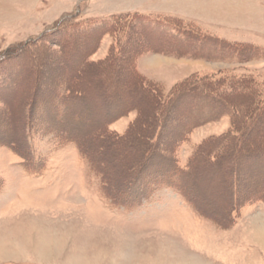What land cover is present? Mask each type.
I'll return each instance as SVG.
<instances>
[{"label":"rangeland","instance_id":"rangeland-1","mask_svg":"<svg viewBox=\"0 0 264 264\" xmlns=\"http://www.w3.org/2000/svg\"><path fill=\"white\" fill-rule=\"evenodd\" d=\"M257 94L264 0H0V264H264ZM148 162L191 166L197 206L165 187L114 204Z\"/></svg>","mask_w":264,"mask_h":264},{"label":"trees","instance_id":"trees-1","mask_svg":"<svg viewBox=\"0 0 264 264\" xmlns=\"http://www.w3.org/2000/svg\"><path fill=\"white\" fill-rule=\"evenodd\" d=\"M139 14H133V16H130L129 14H126L125 16H118L116 18L113 19V21H111V23L108 24V27L112 28L113 26H117L118 24H120L121 22H126L127 20L128 21H133L134 19H136L138 17ZM70 19L69 18H65L63 20H68ZM144 21L146 20L148 22V19L146 18H143ZM142 19V20H143ZM62 20V21H63ZM151 22V21H150ZM156 22H158V20H156ZM154 23V22H153ZM163 23H166V26L168 25L167 22L163 21ZM150 24V23H148ZM146 24V25H148ZM155 24V23H154ZM90 29H84L83 32H86ZM57 29H53V32H56ZM179 34V32H178ZM177 33H174L173 36L175 35H178ZM172 35V34H171ZM136 83H138V89H139V93L143 94V92H141L140 90H144L146 91L147 93H149L151 95V97H156L155 94L157 95V93L154 91V87L151 85V84H146L143 82V79L140 77V76H137L134 78ZM140 80V81H139ZM224 82L222 81V79H216V80H213L212 84H209L211 85L208 86V87H204L202 89L204 90H207V92H211L212 90V87L215 88V90H217V85H222L221 83ZM238 83H241L239 86H240V89H244L245 87H252L254 85H252L251 83V80L250 79H246L245 81H237ZM203 86V85H202ZM255 86V85H254ZM224 86H222L223 88ZM239 88V87H238ZM230 87L229 85H227V87L224 89L225 91L229 90ZM133 90V89H132ZM197 90V89H196ZM130 92H134V94L137 95V91L133 90V91H130ZM154 92V94H153ZM138 93V94H139ZM201 93L205 94L203 90H201ZM199 94V93H198ZM207 95V94H206ZM259 95V94H257ZM260 96V95H259ZM215 99H217V97L219 98H223L224 99V95H221V94H216L214 95ZM74 102L75 98H71ZM172 99V98H171ZM171 99H168L166 102H165V108L168 106V103ZM213 99V98H212ZM66 102L65 103H70L72 101H69L68 99L65 100ZM256 101V100H255ZM72 104V103H71ZM257 104V103H256ZM258 104L259 106H262V108H264V96H260L259 100H258ZM260 112H263V111H260ZM65 115V113L63 114ZM65 117H67V123L69 124V128L67 130L64 131V135H65V138L66 140H68L69 142L73 143L76 145L77 147V152L79 153V155L84 159V161H87L88 164L91 165L92 167V160L90 158V156L84 151V149L82 148V141L80 138H77L75 136L76 133H78V131L83 128L82 126H84V123H86L83 119V116H81L79 114V112L77 113H74V114H69V112L66 113ZM64 117V118H65ZM197 122H194L193 123V126H197ZM237 125V124H236ZM68 126V125H67ZM250 126V124H249ZM237 134V135H236ZM235 135L237 136L236 138H239L240 136V133H236ZM223 136V135H221ZM219 137L220 138V142H221V138L222 137ZM227 140V139H226ZM222 141H225V140H222ZM228 143V141L225 142V144ZM208 145V142L207 143H203L201 146L199 147H206ZM210 144L208 145V149H210L211 147ZM240 149V145L237 146V149H236V152H238ZM238 150V151H237ZM208 150H198L197 153H195V155H193V157L191 158V161L190 162H195L199 156V153L202 154L203 158H207L209 157V152H207ZM260 150H257V149H254L253 151V154L252 155H255L257 152H259ZM151 152V151H149ZM258 154V153H257ZM148 156L150 157L151 154H148ZM149 164L148 163H145L143 165V167L139 170V172L137 173V175L135 176V178L131 179L128 186L123 190L121 189L119 191V193H117L115 195V197H111V201L116 204V205H126V206H129V205H135V204H139L140 201H143V200H146V198L148 196H150L154 190L158 189L159 187H165V188H172L176 191L179 192V194L190 204L193 206H197V202L191 197V191L193 192V188L191 187L193 184V179L191 180L190 179V173H192L191 169L192 167L190 166L189 169H188V172H186L188 175V179H190V185L189 187L187 186V177H185L186 175L181 173L180 171H178V169L176 168H170V169H163L162 171H158V172H151V173H146V170H147V165ZM191 164V163H190ZM186 179V181H185ZM107 196V195H106ZM107 197H110L109 195ZM264 200V198L260 199H256V201H262Z\"/></svg>","mask_w":264,"mask_h":264},{"label":"bare ground","instance_id":"bare-ground-1","mask_svg":"<svg viewBox=\"0 0 264 264\" xmlns=\"http://www.w3.org/2000/svg\"><path fill=\"white\" fill-rule=\"evenodd\" d=\"M134 90V89H133ZM132 91V90H131ZM20 93V92H19ZM53 245V244H52Z\"/></svg>","mask_w":264,"mask_h":264},{"label":"crops","instance_id":"crops-1","mask_svg":"<svg viewBox=\"0 0 264 264\" xmlns=\"http://www.w3.org/2000/svg\"><path fill=\"white\" fill-rule=\"evenodd\" d=\"M145 13V12H144ZM147 14V13H146Z\"/></svg>","mask_w":264,"mask_h":264}]
</instances>
